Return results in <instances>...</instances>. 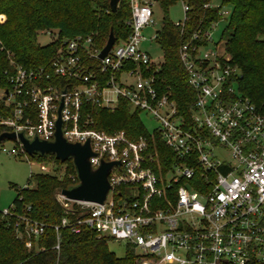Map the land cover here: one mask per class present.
Segmentation results:
<instances>
[{"label": "built area", "instance_id": "obj_1", "mask_svg": "<svg viewBox=\"0 0 264 264\" xmlns=\"http://www.w3.org/2000/svg\"><path fill=\"white\" fill-rule=\"evenodd\" d=\"M224 1L204 3L203 10H216L217 20H200L178 47L195 96L185 114L170 87L156 79L160 64L148 75L152 60L142 48L143 34L154 26L158 0H128L130 33L126 40L115 39L102 59L107 40L97 46L95 33L61 38L44 30L55 44L47 66L25 68L10 60L9 88L0 90V99L12 108L10 117L0 119L7 132L52 140L62 103L63 138L89 141L93 169L102 161L119 163L109 171L103 204L56 195L65 215L59 224L38 221L28 209H0V220L8 219L27 250H44L52 230L58 253L61 230L78 233L85 227L134 254L139 250V264H264V115L238 90V67L214 43L217 24L227 21ZM177 2L182 19L173 24L181 37L192 8ZM120 101L150 116L155 128L133 139L123 130L97 129L95 111L112 112ZM15 146L7 153L31 163L21 145Z\"/></svg>", "mask_w": 264, "mask_h": 264}, {"label": "trees", "instance_id": "obj_2", "mask_svg": "<svg viewBox=\"0 0 264 264\" xmlns=\"http://www.w3.org/2000/svg\"><path fill=\"white\" fill-rule=\"evenodd\" d=\"M185 1L192 11L184 36L180 37L179 29L169 22L167 15V6L177 3V0H158L165 17L156 39L163 61L155 77L164 87H170L181 114L187 112L195 96L179 61L178 47L200 20L206 23L217 20L216 10L202 9L209 0ZM224 4L232 6V14L223 33V36L228 34L224 52L241 73L238 90L264 115V0H225ZM61 14L64 17L59 19ZM82 14L84 16L80 18ZM0 15L5 17L0 24V90L9 88L5 73L9 75L13 70L10 60L25 68L48 65L55 44L40 46L37 43L40 31H57L61 38L93 32L99 47L106 42L110 30L118 42L126 40L130 33L125 24L130 19L128 0H120L115 13L110 12L109 0L94 3L90 0H0ZM154 68L155 64L151 62L148 75H152ZM11 114L12 108L6 107L0 99V119ZM94 119L99 130H123L132 139L147 134L140 113L131 111L124 101H120L112 112L104 109L95 111ZM7 130L0 124V134ZM161 144L158 140L160 152L163 149ZM35 157L39 160L50 157L56 164L59 163L49 155L42 158L34 155L29 160L32 162ZM62 166L64 171L59 176L30 173L27 185L17 189L12 204L15 211L22 213L28 209V213L38 221L59 224L65 215L56 195L77 184L71 161ZM30 181L33 182L32 187L28 186ZM60 237L58 253L52 249L55 240L52 230H47V237L42 243L44 250H27L16 238L8 219H1L0 264H139L132 250H127L125 256L119 259L108 250L105 239L97 238L85 227H80L78 233L63 229Z\"/></svg>", "mask_w": 264, "mask_h": 264}, {"label": "rangeland", "instance_id": "obj_3", "mask_svg": "<svg viewBox=\"0 0 264 264\" xmlns=\"http://www.w3.org/2000/svg\"><path fill=\"white\" fill-rule=\"evenodd\" d=\"M91 3H94L97 0H90ZM93 6V5H92ZM225 11L228 12L226 19L232 14V6L225 7ZM109 10L107 11V13ZM167 15L170 23H174L182 19V11L180 3L169 4L167 6ZM84 14L80 16L82 18ZM64 16L61 14L60 18ZM164 12L162 8L155 4L153 7V20L154 26L146 31H144V38L146 41L142 43V48L146 50L153 63L161 64L163 61V53L159 44L156 41H150V38L153 36V33L161 28L162 21L164 19ZM5 21V17L0 15V24ZM227 22H222L217 24L213 40L214 43H218V52L223 53L225 50V44L227 42L228 34L223 36V33L226 29ZM40 31L37 36V43L40 46H46L50 43V38ZM212 48L207 47L205 50L210 51ZM140 119L142 120L144 126L147 130L151 131L155 128L154 121L145 113L140 114ZM3 148L6 149V152L3 151ZM12 148H16L15 143L12 141H3L0 145V209H7L13 204V200L16 196L17 189L25 187L27 185V180L29 179L30 173H45L52 176H59L64 171V166L58 163L56 164L53 159L50 157H45L41 160L34 158V160L29 163L22 156H11L7 151ZM30 187L33 186V182H29ZM107 247L110 252H112L117 258L121 259L125 256L127 247L123 243H114L112 241L107 242ZM136 255H140V251H135Z\"/></svg>", "mask_w": 264, "mask_h": 264}, {"label": "water", "instance_id": "obj_4", "mask_svg": "<svg viewBox=\"0 0 264 264\" xmlns=\"http://www.w3.org/2000/svg\"><path fill=\"white\" fill-rule=\"evenodd\" d=\"M120 0H109L110 12L115 13ZM115 37L112 30L109 31L105 47L102 49L99 57L104 58L113 44ZM62 103L58 110V119L55 123V132L53 139L43 140L38 136L28 139L24 132L15 134L14 132H3L0 134V143L3 141H12L19 143L23 151L29 156L38 155L39 157L53 156L56 161L63 164L71 161L77 178V184L60 191V195L65 199L79 202H90L103 204L110 190L107 180L110 169L119 165L118 162H101L99 167L93 169L89 159L95 154L91 151L89 141L84 144L67 142L61 132L62 122L60 112Z\"/></svg>", "mask_w": 264, "mask_h": 264}]
</instances>
